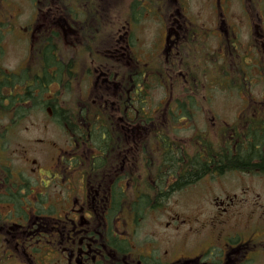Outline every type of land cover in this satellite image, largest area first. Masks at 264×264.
Wrapping results in <instances>:
<instances>
[{"label": "flooded vegetation", "instance_id": "1", "mask_svg": "<svg viewBox=\"0 0 264 264\" xmlns=\"http://www.w3.org/2000/svg\"><path fill=\"white\" fill-rule=\"evenodd\" d=\"M30 4L20 70L81 93L62 145L1 152L0 264H264V0ZM204 91L232 120L199 126Z\"/></svg>", "mask_w": 264, "mask_h": 264}, {"label": "rangeland", "instance_id": "2", "mask_svg": "<svg viewBox=\"0 0 264 264\" xmlns=\"http://www.w3.org/2000/svg\"><path fill=\"white\" fill-rule=\"evenodd\" d=\"M192 6L195 9H193L191 13L196 12L198 9L197 7H199L197 2L194 1ZM234 9V14L229 17V20L238 22L242 28V32H244L243 35L246 36V32L248 30V21L246 17L241 15L242 11L240 9L237 10L236 5L234 6ZM33 13V7L30 4V0H0V55H2L0 63L7 69H12L19 72L24 65V60L28 54L29 44L28 36L26 35V31L24 29L28 27L29 20ZM207 78L208 79H205L204 82L206 80L209 81L212 76L209 75ZM224 78L225 75H218L215 77V80L217 81V84L222 85L224 83ZM56 92L57 90L55 86H51L50 91L45 94V98H50L48 96L52 93L55 94ZM60 92L61 94L58 105H48V107L51 108L50 113L47 112L44 106H37L32 110H29V112L24 117L17 120V122L14 121L9 124V128L0 134V136L5 141L2 149L4 153L16 152V150L20 147L27 146L29 148L28 143L30 141L32 144H40L44 147L51 148L53 147L50 145L47 138L55 141L59 145H62L65 142L67 135L65 134L64 129L54 122V119L57 117L54 109L59 106L67 108V106L72 105L75 95L81 92L77 89L73 90L72 87L69 91L65 90ZM204 92L207 99L211 98L209 95L212 96V99H209V101L204 103V109H207V114L204 115L206 118L199 122V126L204 128V122L210 124L211 121L216 120L219 122L223 121L224 119L232 120V118L229 119V116L230 114H233L234 108L232 107L230 101L231 98L227 97V92ZM188 93L194 96L193 93ZM163 95L164 93L162 89L154 88L152 91V99L155 101H157V99L161 98ZM194 98L195 96L192 99L194 100ZM197 99H202L201 94L197 95ZM72 109L70 110L72 111ZM210 117H212V120H210ZM214 117H217V119H214ZM7 121V119H0V130L3 128L2 125L7 124ZM189 132L187 135L190 134ZM205 137V135L202 136V138ZM213 137L214 135L212 138ZM34 138H37L38 140L35 141ZM183 142L185 144L188 143L187 140ZM50 163L51 160L49 154L44 160V164L48 166Z\"/></svg>", "mask_w": 264, "mask_h": 264}, {"label": "trees", "instance_id": "3", "mask_svg": "<svg viewBox=\"0 0 264 264\" xmlns=\"http://www.w3.org/2000/svg\"><path fill=\"white\" fill-rule=\"evenodd\" d=\"M45 59L48 63V57H46ZM42 63V67H44L45 60ZM45 67H47V65H45ZM48 79L49 76H47L46 74L40 77L28 74L27 72H24L22 74H15L4 69L0 65V117L10 118V121L16 120L24 116V114L28 112L29 109L33 108V105L28 108L24 104L25 101L31 100L36 104L44 102L43 94L46 93V88L43 85H46ZM55 101L56 99L48 100L46 101V104L53 105ZM54 112L60 124L64 123L69 125L70 127L72 126L74 118L70 109H62L60 107H57L56 109H54ZM3 131L4 129L0 130V134ZM254 152L258 151H254L250 147L246 152L243 151L241 153H237L235 156H232L230 154H223L221 160L225 165L248 166L251 164V161L255 155ZM200 167H202V170L205 169L203 165H200ZM258 167L264 169V158L258 164ZM199 170L201 171V168ZM194 173L199 174L201 172L185 173L183 176L181 175V178L184 180H188Z\"/></svg>", "mask_w": 264, "mask_h": 264}]
</instances>
